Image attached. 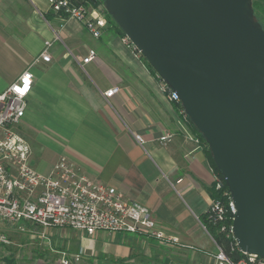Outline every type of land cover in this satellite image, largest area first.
Listing matches in <instances>:
<instances>
[{
  "label": "crops",
  "instance_id": "1",
  "mask_svg": "<svg viewBox=\"0 0 264 264\" xmlns=\"http://www.w3.org/2000/svg\"><path fill=\"white\" fill-rule=\"evenodd\" d=\"M122 38L111 24L94 38L83 24L55 12L48 0H0V92L28 68L34 73L20 131L37 171L49 173L65 156L126 199L148 206L168 233L194 248L162 246L122 232L88 235L30 224L25 232L8 225L3 231L44 232L54 249L83 251L94 261L214 264L217 244L203 220L215 199L217 173L163 80ZM48 40L53 41L51 61L33 65ZM91 50L95 58L84 62ZM114 87L120 91L106 98L103 92ZM166 133L174 138L162 144L159 138ZM135 135L144 137L145 145Z\"/></svg>",
  "mask_w": 264,
  "mask_h": 264
},
{
  "label": "water",
  "instance_id": "2",
  "mask_svg": "<svg viewBox=\"0 0 264 264\" xmlns=\"http://www.w3.org/2000/svg\"><path fill=\"white\" fill-rule=\"evenodd\" d=\"M205 138L237 213L241 252L264 259V28L252 0H104Z\"/></svg>",
  "mask_w": 264,
  "mask_h": 264
},
{
  "label": "built area",
  "instance_id": "3",
  "mask_svg": "<svg viewBox=\"0 0 264 264\" xmlns=\"http://www.w3.org/2000/svg\"><path fill=\"white\" fill-rule=\"evenodd\" d=\"M48 2L55 12H62L69 19L83 24L96 39L102 36L108 26V19L99 8L87 7L74 0ZM58 39L60 38L57 36L55 40ZM122 40L140 53L126 35ZM52 46L53 41H46L33 65L50 62ZM95 56L96 52L91 50L84 62H89ZM34 79V73L28 68L6 90L0 92V220L20 230L30 224L44 229L68 228L88 235H94L98 231L122 232L153 238L162 246L180 245L192 248L183 245L178 237L168 233L148 206L126 199L117 188L87 175L67 157H60L49 173H41L31 165L32 149L22 135L20 125L26 114ZM163 84L167 91L168 85L164 81ZM119 91L118 87H114L104 91L103 95L111 98ZM169 98L180 102L172 90ZM135 138L140 145H145L144 137L135 135ZM173 138V133H166L159 138V142L167 144ZM214 189L227 196V200L215 198L206 214L220 224L219 231L233 240V246L239 249L233 234L237 209L226 189L224 178L218 174L215 176ZM204 228L208 230L205 225ZM212 238L217 244V250L212 254L214 264H264L262 257L243 252L235 261L213 236ZM10 244V237L0 232V245ZM82 257L83 251L71 257L65 256L62 263H77Z\"/></svg>",
  "mask_w": 264,
  "mask_h": 264
},
{
  "label": "rangeland",
  "instance_id": "4",
  "mask_svg": "<svg viewBox=\"0 0 264 264\" xmlns=\"http://www.w3.org/2000/svg\"><path fill=\"white\" fill-rule=\"evenodd\" d=\"M99 9L104 14L106 13L102 6ZM6 225L14 227L10 223H5L3 221H0V232L6 233L11 239L10 245H0V264H8V261L12 262L10 264H63L62 259L65 256L71 257L72 255L78 253V252H73L70 249L65 251L62 250L59 251L54 249V246H51L50 243L51 241L47 239V236L44 234V232L41 233L32 232L31 234L32 236H30L29 234L26 233L3 231L4 229L6 230L5 228ZM41 229L46 230L44 228ZM62 229H66V228H62ZM20 231L25 232L26 228ZM192 248L194 247L192 246ZM73 264H115V263L110 262L107 258H103L102 260L98 259L97 261H94V260L86 259L83 256L81 261Z\"/></svg>",
  "mask_w": 264,
  "mask_h": 264
},
{
  "label": "trees",
  "instance_id": "5",
  "mask_svg": "<svg viewBox=\"0 0 264 264\" xmlns=\"http://www.w3.org/2000/svg\"><path fill=\"white\" fill-rule=\"evenodd\" d=\"M252 1H253V8H254L255 17L258 20V22L262 25V27L264 28V0H252ZM74 2H76L78 4H84L87 7H93V8H100L102 6L104 8V11L106 12L105 14L108 18L109 24L113 25L120 35L125 36V33L123 32V30L118 26V24L113 20V18L109 15L107 10L105 9L104 0H74ZM145 60L147 61L146 58H145ZM148 64H149V62H148ZM149 66L153 69V67L150 64H149ZM167 89H168L167 90L168 93L171 92V90L169 88H167ZM177 103L180 106V108L183 109L181 102H177ZM189 121H190V119H189ZM190 123H191L192 127L194 128L195 132L197 133V135L199 136L202 144L205 146L206 153L210 159V162H211L214 170L216 171V173L218 175L222 176L221 172L218 170V168L216 167V165L213 161L211 151L209 149V146H208L205 138L195 128V126L192 124L191 121H190ZM226 189H228L227 185H226ZM214 197L216 199H221L222 201L227 200V196H225L223 193L216 191L215 189H214ZM203 223L207 227V229L211 233V235L216 239L218 244L225 250V252L228 254V256L230 258L237 261L243 255L242 252L237 248V246H235V247L233 246V244H232L233 240L228 239L225 234H223L222 232L219 231L220 224L218 222H216L213 218H210L208 215H206V217L203 220ZM10 263H12V262L8 261V264H10ZM116 264H129V263H126L124 260H122Z\"/></svg>",
  "mask_w": 264,
  "mask_h": 264
}]
</instances>
